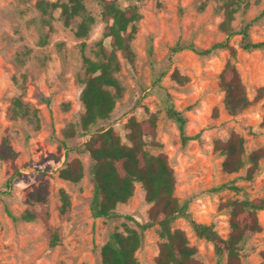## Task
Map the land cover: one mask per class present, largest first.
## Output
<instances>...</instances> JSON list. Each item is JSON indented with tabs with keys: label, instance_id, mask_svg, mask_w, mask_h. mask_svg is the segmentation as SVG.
Returning a JSON list of instances; mask_svg holds the SVG:
<instances>
[{
	"label": "rangeland",
	"instance_id": "rangeland-1",
	"mask_svg": "<svg viewBox=\"0 0 264 264\" xmlns=\"http://www.w3.org/2000/svg\"><path fill=\"white\" fill-rule=\"evenodd\" d=\"M83 2L85 10L69 18L62 8L69 0H0V195L14 215L26 210L36 213L34 221L14 222L0 200V264H100L101 248L112 232L124 231L125 224L136 228V221H148L151 205L140 183H136L130 200L117 207L134 221L94 218L91 213L94 184L92 161L85 150L90 135L80 126L85 112L80 99L81 80L86 72L85 59L102 60L100 46L110 49L111 45L104 34L101 2ZM117 3L121 7L137 6L141 17L131 41L132 58L121 51L116 53V77L124 87L123 96L110 120L93 126L91 134L112 127L124 144L131 145L125 126L128 120L132 116L144 120L156 113V136L145 138L146 149L153 155L168 156L176 177L175 197L180 202L190 201L193 218L213 224L226 238L230 209L225 204L264 199V159L254 179L247 180L249 166L226 173L222 168L224 157L216 149L218 141L227 140L232 132L244 137L247 153L264 149V93L258 98L259 89L264 88V50L247 52L238 48L235 58L224 49L209 56L190 49L173 51L178 44L208 49L227 38L221 29L223 0ZM245 3L232 25L239 30L252 22V40L262 41L264 0ZM84 23L88 31L80 34ZM240 39L234 36L231 44L238 47ZM228 62L239 70L252 102L237 115L226 108L221 87V74ZM175 71L188 81L175 80ZM160 76L162 89L156 85ZM163 93L171 95L175 108L187 118V134L193 139L185 146L177 124L165 113ZM16 100L24 107L21 111L28 108V112L19 114ZM5 154L8 157L3 159ZM76 158L83 163L84 176L74 183L61 178L60 171ZM42 183L47 185V201L37 203L34 194ZM223 184L239 189L213 191ZM61 190L71 199L64 213ZM258 218L262 230L244 243L242 264H264V210L258 212ZM173 226L186 233L203 264H219L214 246L195 236L186 219H177ZM143 235L137 258L140 264H156L163 241L158 226Z\"/></svg>",
	"mask_w": 264,
	"mask_h": 264
},
{
	"label": "trees",
	"instance_id": "trees-1",
	"mask_svg": "<svg viewBox=\"0 0 264 264\" xmlns=\"http://www.w3.org/2000/svg\"><path fill=\"white\" fill-rule=\"evenodd\" d=\"M102 4V17L106 22L104 34L110 39L111 48L102 45L99 54L102 60L94 61L85 59L86 72L81 80V103L85 110L80 126L90 138L85 143V150L92 161L90 175L94 184V195L91 203V213L94 218L115 219L125 218L134 221V218L118 212L119 204L126 203L134 195L136 183H140L145 191V199L151 205L148 221L135 222L136 228L125 224L124 231H114L109 240L101 248L100 264H140L137 251L144 241V232L158 226L160 237L163 241L159 245V254L156 264H203L198 258V250L190 244L189 238L183 230L175 229L174 222L179 218L186 219L194 231L195 236L214 246L219 264H242L244 243L254 233L260 232L262 226L259 222L258 212L264 210V199L231 200L225 206L230 209V233L228 237L221 236L213 224L197 222L190 212V201L180 202L175 197L176 177L174 169L169 163L168 156L164 153L153 155L146 149V137L156 136L158 115L151 114L147 119L138 120L132 116L126 123L128 140L131 145L122 142V137L114 128L91 134L93 126L99 122L110 120L117 102L122 98L124 87L116 77L119 70L117 51H121L128 59L132 58L131 41L137 31L136 23L141 15L137 6L121 7L117 0H99ZM247 6L245 0H223L224 20L221 29L226 33L224 41L213 44L208 49H202L194 44L176 45L174 52L190 49L200 56H209L220 49L228 50L233 58L236 57L238 48L252 52L264 50V40L254 42L251 38L252 22L235 30L233 22L241 6ZM57 5H54V7ZM63 13L67 17L80 15L84 10L83 0H69L67 5H62ZM91 20V19H90ZM88 25L83 24L80 34H86ZM241 37L238 47L231 44L234 36ZM173 78L180 83L188 81L186 76H181L178 71L173 73ZM160 77L156 85H160ZM221 87L225 92V106L232 115L241 113L251 105L245 84L235 64L228 62L221 74ZM264 88L259 89L258 98H261ZM165 113L178 126L183 145L188 144L193 137L187 134V118L183 112L177 110L169 93H163ZM17 112L24 114L20 100L15 101ZM156 146L159 143L154 142ZM216 149L224 157L223 170L228 174L237 173L245 167L247 180L254 179L259 170V163L264 159V149L247 153L245 139L239 133H233L227 140H220ZM10 154V153H9ZM13 154V153H11ZM8 154L2 155L7 158ZM84 176V166L76 158L68 162L60 171L64 180L77 183ZM12 183H9L11 187ZM223 189L238 190L239 187L223 184L213 189L214 192ZM3 196V195H2ZM0 195V200L5 204L7 214L14 222L19 220L31 222L36 219V213L26 210L16 216L10 210L6 198ZM48 190L45 183L35 190L34 201L44 203L47 201ZM62 212H66L71 205V199L65 190H61ZM57 235L54 236L55 241ZM55 244V243H53Z\"/></svg>",
	"mask_w": 264,
	"mask_h": 264
}]
</instances>
